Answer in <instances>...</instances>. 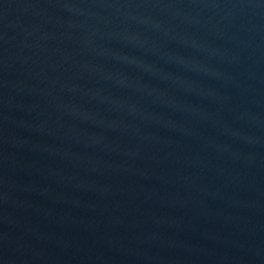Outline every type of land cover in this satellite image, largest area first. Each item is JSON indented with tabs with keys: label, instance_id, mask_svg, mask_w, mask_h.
I'll list each match as a JSON object with an SVG mask.
<instances>
[{
	"label": "water",
	"instance_id": "water-1",
	"mask_svg": "<svg viewBox=\"0 0 264 264\" xmlns=\"http://www.w3.org/2000/svg\"><path fill=\"white\" fill-rule=\"evenodd\" d=\"M0 264H264V0H0Z\"/></svg>",
	"mask_w": 264,
	"mask_h": 264
}]
</instances>
